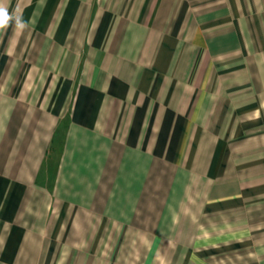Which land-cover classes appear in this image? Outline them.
<instances>
[{
    "label": "crops",
    "instance_id": "0c3cea01",
    "mask_svg": "<svg viewBox=\"0 0 264 264\" xmlns=\"http://www.w3.org/2000/svg\"><path fill=\"white\" fill-rule=\"evenodd\" d=\"M0 3V264H264V0Z\"/></svg>",
    "mask_w": 264,
    "mask_h": 264
},
{
    "label": "clouds",
    "instance_id": "9594fccd",
    "mask_svg": "<svg viewBox=\"0 0 264 264\" xmlns=\"http://www.w3.org/2000/svg\"><path fill=\"white\" fill-rule=\"evenodd\" d=\"M15 20L17 29L23 30L27 25L22 21L21 17L9 14L6 6L0 3V30L6 29L10 22Z\"/></svg>",
    "mask_w": 264,
    "mask_h": 264
}]
</instances>
